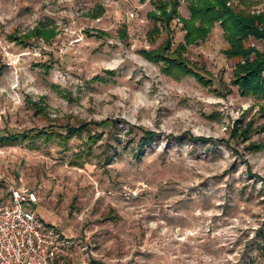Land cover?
I'll return each instance as SVG.
<instances>
[{"label":"rangeland","instance_id":"rangeland-1","mask_svg":"<svg viewBox=\"0 0 264 264\" xmlns=\"http://www.w3.org/2000/svg\"><path fill=\"white\" fill-rule=\"evenodd\" d=\"M196 1L0 0V133H58L0 141V205L33 188L24 207L60 233L59 262L264 264V96L235 83L247 60L222 19L186 42ZM229 5L264 15V0ZM164 45L206 82L154 59Z\"/></svg>","mask_w":264,"mask_h":264},{"label":"trees","instance_id":"trees-1","mask_svg":"<svg viewBox=\"0 0 264 264\" xmlns=\"http://www.w3.org/2000/svg\"><path fill=\"white\" fill-rule=\"evenodd\" d=\"M196 2L198 3H193L191 5L193 11L192 18L185 20V28L188 31L186 42L193 43L200 38H206L211 31L210 29L212 25L217 20L222 19V24L227 32V37L230 43V46L226 49V53L229 56L234 57L242 56L247 60L245 63L241 61L238 64L235 83L239 84L244 93H254L257 96H264V52L256 51L254 55H251L254 48L249 47L246 44L251 34L264 38V31L259 28L264 20V15L256 16L239 11L236 7L234 8L229 5V0H197ZM175 7H177V3ZM161 8H164V11L162 16L159 17L165 18V16H167V20L170 22L174 18L175 13H168L165 9V4L161 5ZM197 21H200V24H197ZM35 34L43 35L44 32L41 28H37L32 35ZM180 46L183 48L186 47L184 43H181ZM169 49L170 47L164 45V48L153 50L150 54L157 61H164L166 63L165 68L173 66V68L181 70L184 73L197 74L202 81L206 82L203 75L199 74V72L194 69V66H192L189 60L181 56V53H172ZM112 122L113 121L109 119L97 123L99 125L107 126L112 124ZM88 125L89 123H84L79 127L71 125H66V127L69 135L81 136L82 130H86ZM238 127H240V123L236 126V128ZM142 129L145 142H151L156 132L143 127ZM239 130L241 131L240 134H244L247 131V129L239 128L238 132H236V130L234 131V134L236 133L235 135H237ZM56 132V128L52 127V129H49L45 127L44 129H29L19 133H0V141L16 142L25 140L34 145L39 136H43L45 139H52L58 135ZM90 137L94 139L96 136L94 137V135L90 134ZM89 148L90 147H85L84 149L90 150Z\"/></svg>","mask_w":264,"mask_h":264},{"label":"built area","instance_id":"built-area-1","mask_svg":"<svg viewBox=\"0 0 264 264\" xmlns=\"http://www.w3.org/2000/svg\"><path fill=\"white\" fill-rule=\"evenodd\" d=\"M11 199L0 205V264H64L57 260L62 238L37 210L39 196L26 182L12 186Z\"/></svg>","mask_w":264,"mask_h":264}]
</instances>
